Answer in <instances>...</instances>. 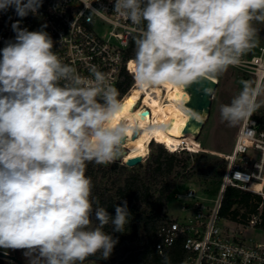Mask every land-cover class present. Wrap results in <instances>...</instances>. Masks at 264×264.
<instances>
[{
  "label": "clouds",
  "instance_id": "clouds-1",
  "mask_svg": "<svg viewBox=\"0 0 264 264\" xmlns=\"http://www.w3.org/2000/svg\"><path fill=\"white\" fill-rule=\"evenodd\" d=\"M42 2L0 0V12L11 8L22 19ZM99 12L91 7L87 21ZM113 12L136 26L137 86L185 90L241 65L257 46L264 0H114ZM11 27L14 39L0 49V249L23 250L28 264L107 260L118 244L112 233L125 232L131 212L126 200L114 215L100 204L86 166L121 158L139 125L117 121L124 103L107 74L93 65L83 76L63 62L46 25L29 31L17 20ZM262 96L264 80L241 81L220 106L221 120H247Z\"/></svg>",
  "mask_w": 264,
  "mask_h": 264
},
{
  "label": "built area",
  "instance_id": "built-area-1",
  "mask_svg": "<svg viewBox=\"0 0 264 264\" xmlns=\"http://www.w3.org/2000/svg\"><path fill=\"white\" fill-rule=\"evenodd\" d=\"M86 6L100 10L92 14L91 22L87 21L91 7ZM113 8L114 0H43L36 14L29 13L22 19L10 8L0 12V49L14 39L11 26L17 20L29 31L46 25L44 31L52 37L53 50L63 62L83 76L89 75L91 66H98L122 99L120 83L125 73L134 78L129 66L132 60H126V55L134 43L136 26L114 13ZM231 68L253 77L255 82L264 80V47L248 52L240 66ZM221 156L227 166L214 205H205L193 190L177 195L182 203L180 211L186 215L170 218L160 226L155 249L161 253L182 237L183 247L190 254L185 264H264V241L249 244L244 238L245 229L264 230L262 205L236 229L223 227L225 220L219 215L227 187L256 194L264 202V114L255 111L241 122L231 151Z\"/></svg>",
  "mask_w": 264,
  "mask_h": 264
},
{
  "label": "trees",
  "instance_id": "trees-1",
  "mask_svg": "<svg viewBox=\"0 0 264 264\" xmlns=\"http://www.w3.org/2000/svg\"><path fill=\"white\" fill-rule=\"evenodd\" d=\"M134 48L133 43L126 60H132ZM133 84L134 78L125 73L120 83L121 97L129 94ZM203 154L195 155L208 163L207 166L206 163L198 165V174L221 182L227 162ZM191 158L192 155L184 149L170 152L163 145L151 142L148 157L135 167H127L118 161L104 165L88 163L86 175L92 178L93 195L111 215L115 214L114 206L126 200L131 219L125 232L112 233L118 239V244L107 260L97 261L91 257L87 261L98 264H164L167 257L169 264H185L190 254L183 247L182 237L161 253L155 249V244L159 241L160 226L170 219L167 211L170 197L194 175L188 164ZM260 205L263 206L264 220V202L260 196L227 187L222 194L219 215L225 221L244 225L252 215L258 213ZM105 231L111 232V225L106 226ZM0 250L16 255L21 264H28L23 250ZM0 264L8 263L0 258Z\"/></svg>",
  "mask_w": 264,
  "mask_h": 264
},
{
  "label": "bare ground",
  "instance_id": "bare-ground-1",
  "mask_svg": "<svg viewBox=\"0 0 264 264\" xmlns=\"http://www.w3.org/2000/svg\"><path fill=\"white\" fill-rule=\"evenodd\" d=\"M129 66L133 69L132 61ZM212 81L217 83L216 79ZM134 85V91L128 97L126 95L124 100L121 99L124 110L117 117V121L126 119L138 124L140 129L135 139L133 133L126 141L124 162L137 157L144 159L149 153V144L153 141L162 144L170 152L178 150L180 146L191 152L207 151L197 141V125L190 124L195 115L187 107L194 98L192 93L172 86L143 90L136 82ZM195 116L199 119L206 117ZM133 117L138 119L133 121ZM186 125H189V129L185 133Z\"/></svg>",
  "mask_w": 264,
  "mask_h": 264
},
{
  "label": "rangeland",
  "instance_id": "rangeland-1",
  "mask_svg": "<svg viewBox=\"0 0 264 264\" xmlns=\"http://www.w3.org/2000/svg\"><path fill=\"white\" fill-rule=\"evenodd\" d=\"M255 27L257 28V46L252 49V52L258 51L260 47H264V23L256 22ZM217 80V88L211 99L210 113L205 120L202 130L198 135V142L203 149L207 151L191 152L186 150L184 146H180L178 150H186L192 158L189 161V168L193 172L192 178L183 186L176 189V191L170 197L168 204L169 214L175 217L183 218L186 214L180 211L182 203L177 199V195H184L187 190H193L196 196L207 206L212 207L215 200L218 198L221 188V182L214 178L201 177L198 174V168L200 163H206L207 160L199 158L196 154H203L205 157H217L223 159L221 155L229 154L232 149L236 133L240 124L236 126H230L220 118L219 109L222 104L230 103L234 95H236L241 89V81L255 82V79L247 74L240 71L234 70L231 67L221 75ZM134 91V86L127 95V97ZM124 100V97L123 99ZM261 106L256 110L259 114H264V96L260 98ZM194 116V115H193ZM195 117V116H194ZM155 142V141H153ZM157 143V142H155ZM159 144V143H158ZM162 145V144H161ZM165 147V146H164ZM166 148V147H165ZM167 149V148H166ZM168 150V149H167ZM149 154V153H148ZM187 156V155H185ZM148 155L143 159V161ZM124 164L122 161H118ZM125 165V164H124ZM263 211V206L260 207ZM223 227L226 229L238 227L237 224L224 221ZM244 238L246 242L260 243L264 241V230L262 228L245 229ZM8 264H13L6 261ZM85 264H98L94 261H87Z\"/></svg>",
  "mask_w": 264,
  "mask_h": 264
},
{
  "label": "water",
  "instance_id": "water-1",
  "mask_svg": "<svg viewBox=\"0 0 264 264\" xmlns=\"http://www.w3.org/2000/svg\"><path fill=\"white\" fill-rule=\"evenodd\" d=\"M217 85L218 83H214L213 81H206L202 84L190 85L185 89L187 92L192 93L194 96L192 101L187 104V107H189L190 110L197 116H199L197 113H202L203 111L206 112V117L204 119H199L194 115L195 117L193 116L190 121V124H195L198 127L199 131L197 133V138L200 131L202 130L205 120H207L209 116L210 108H211V99L213 96V95H206L203 89L208 87L211 90H213L214 93L217 88ZM188 129H189V125H186L184 132L186 133ZM138 133L139 131L134 133L133 139H135L138 136ZM124 154L125 153H123L121 158L117 159L116 161H122L127 167H135L143 161V158L137 157V158L129 159L128 161L124 162L123 161ZM0 258L5 261L11 262L13 264H21L17 259L16 255H10L7 252L1 250H0Z\"/></svg>",
  "mask_w": 264,
  "mask_h": 264
},
{
  "label": "crops",
  "instance_id": "crops-1",
  "mask_svg": "<svg viewBox=\"0 0 264 264\" xmlns=\"http://www.w3.org/2000/svg\"><path fill=\"white\" fill-rule=\"evenodd\" d=\"M233 144H234V143H233ZM167 211H168V209H167ZM168 217H169V218H178V217H175V216L170 215V214H169V211H168Z\"/></svg>",
  "mask_w": 264,
  "mask_h": 264
},
{
  "label": "snow or ice",
  "instance_id": "snow-or-ice-1",
  "mask_svg": "<svg viewBox=\"0 0 264 264\" xmlns=\"http://www.w3.org/2000/svg\"><path fill=\"white\" fill-rule=\"evenodd\" d=\"M129 103H131V102H129ZM127 109H125V111H126Z\"/></svg>",
  "mask_w": 264,
  "mask_h": 264
}]
</instances>
